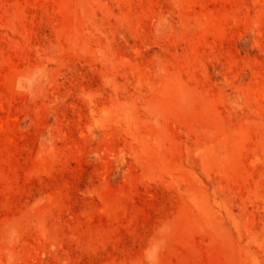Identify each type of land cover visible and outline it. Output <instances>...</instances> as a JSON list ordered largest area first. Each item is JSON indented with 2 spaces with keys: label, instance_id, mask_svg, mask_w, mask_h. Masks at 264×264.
Instances as JSON below:
<instances>
[{
  "label": "rangeland",
  "instance_id": "374dc122",
  "mask_svg": "<svg viewBox=\"0 0 264 264\" xmlns=\"http://www.w3.org/2000/svg\"><path fill=\"white\" fill-rule=\"evenodd\" d=\"M0 264H264V0H0Z\"/></svg>",
  "mask_w": 264,
  "mask_h": 264
}]
</instances>
